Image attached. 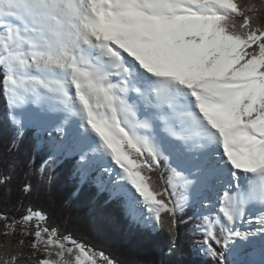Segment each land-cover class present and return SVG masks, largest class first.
<instances>
[{"label": "snow or ice", "instance_id": "obj_1", "mask_svg": "<svg viewBox=\"0 0 264 264\" xmlns=\"http://www.w3.org/2000/svg\"><path fill=\"white\" fill-rule=\"evenodd\" d=\"M0 97V195L19 171L23 209L0 213V264H114L24 204L28 128L41 175L71 160L133 222L173 240L189 225L213 264H264V0H0Z\"/></svg>", "mask_w": 264, "mask_h": 264}, {"label": "trees", "instance_id": "obj_2", "mask_svg": "<svg viewBox=\"0 0 264 264\" xmlns=\"http://www.w3.org/2000/svg\"><path fill=\"white\" fill-rule=\"evenodd\" d=\"M255 2L260 3V0ZM14 135L15 129L7 116L6 101L0 97V160L8 158L6 149ZM14 155L20 159L23 168L30 172L28 179L33 185V193L24 197V204H31L34 209L45 212L50 225L58 223L62 231L70 232L97 253L102 252L114 264H213L196 250L195 244L199 237L189 231V225L181 223L178 235L173 240L166 227L154 231L151 227L133 222L126 216L119 200H109L107 193H98L95 187L88 184L81 186L73 178V161H65L54 168L49 166L41 175L39 170L47 159V147L37 148L34 129L24 131L19 150ZM152 177L157 186L162 187L159 173H152ZM19 182L18 171L13 181L11 198L5 199L0 195V213H6L9 217L23 214V209L17 211L15 208L20 197ZM191 211L187 215H191ZM162 217L166 225L167 214L163 213ZM2 224L0 221V230ZM4 239L0 236V242ZM10 239L15 242L19 235Z\"/></svg>", "mask_w": 264, "mask_h": 264}, {"label": "rangeland", "instance_id": "obj_3", "mask_svg": "<svg viewBox=\"0 0 264 264\" xmlns=\"http://www.w3.org/2000/svg\"><path fill=\"white\" fill-rule=\"evenodd\" d=\"M195 247L197 248V245L195 244Z\"/></svg>", "mask_w": 264, "mask_h": 264}]
</instances>
